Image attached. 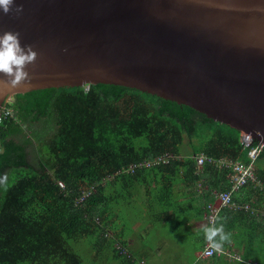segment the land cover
<instances>
[{"label": "trees", "instance_id": "1", "mask_svg": "<svg viewBox=\"0 0 264 264\" xmlns=\"http://www.w3.org/2000/svg\"><path fill=\"white\" fill-rule=\"evenodd\" d=\"M13 99L6 105L14 114L0 123V264H83L76 245L85 240L91 264L102 259L144 264L142 258L133 259L135 253L109 224L115 206L127 202L134 189L145 188L157 222L176 221L181 213L169 208L175 206L178 182L186 189L204 185L198 194L204 206L213 191L230 188L229 169L208 163L198 169L194 155L249 161L239 129L188 104L134 88L51 87ZM183 146L191 150L183 152ZM166 153L174 159L128 169ZM255 165L262 188L245 186L234 198L246 196L244 202L254 199L251 206L264 209V150ZM123 195L127 198L121 200ZM189 205L194 208L190 198ZM196 209L199 218L208 213ZM245 212L222 209L216 224L229 213L247 219Z\"/></svg>", "mask_w": 264, "mask_h": 264}, {"label": "water", "instance_id": "2", "mask_svg": "<svg viewBox=\"0 0 264 264\" xmlns=\"http://www.w3.org/2000/svg\"><path fill=\"white\" fill-rule=\"evenodd\" d=\"M0 35L38 53L30 86L115 85L185 103L264 142V0H15ZM0 74V80H7Z\"/></svg>", "mask_w": 264, "mask_h": 264}, {"label": "crops", "instance_id": "3", "mask_svg": "<svg viewBox=\"0 0 264 264\" xmlns=\"http://www.w3.org/2000/svg\"><path fill=\"white\" fill-rule=\"evenodd\" d=\"M175 186V189H173V200L175 201V206H172L169 209L173 211L179 210V212H182V210L190 211V214L187 215L188 219L185 220L184 223L178 224V226L184 225L183 229L194 232L195 234L190 235H194L196 238V242L199 243L196 250H194V260L191 264H260V262L261 264H264V254H256L259 248L258 246H263L264 244V209H254L253 206H251V202L253 204L254 199L250 200L251 202H244L243 200L246 198V196H243L242 198H240V201L237 200L238 202H241V204L250 206V209L245 212L250 214V217H248L247 219L243 217H237L234 214L229 213L227 217L222 218L221 222H219L223 223L225 232L231 234V242L226 243L223 246V249L228 251L231 254V257L228 258L226 256H213L209 258H203L200 256V253L207 242L204 240V237H202V228L208 226L205 219V208L207 209L208 205L213 204V202L215 201V197H213V199L209 201L208 205L204 206L201 202V199H199L198 194L201 193V190L206 187H204V185H202L200 182L197 183L195 189H186L180 182H178V184ZM152 187H156V185L153 184ZM138 189L139 190L134 189L132 191V197L127 202H123L125 206L130 208L127 210V213L130 215L133 212L132 200L134 197L138 196L139 206L148 207L147 209L141 210V213L143 215L147 213H157L156 207L151 205L152 197L149 190L145 188L143 190L141 188ZM138 192H140V195H138ZM214 192L215 191H213V196ZM243 193L245 194V192ZM189 198L191 199V204L194 205V208L189 205ZM121 205L115 206L113 208V215L109 220V224L114 228L117 237L120 238L121 241L126 243L127 247L131 248V250L133 251L132 252L130 250L131 253H135L133 259L142 258L144 259V264H148L147 260H145L147 259L145 258V256L151 253L152 248L150 246H141L142 248L137 247L136 241L141 240L144 237L149 238L151 236H154L156 234V225L153 222L140 225L139 223L133 221V219L130 220V222L127 221V225H117L114 220L118 219L117 212L119 211V206ZM196 208H203L205 210L201 218L196 216ZM221 211L222 209L217 214L213 224H216V219ZM231 212L238 213L235 211ZM154 221L157 222V217L155 215ZM158 223L162 226H166L167 224L172 222L158 221ZM179 228H181V226H179ZM137 229L140 230L138 233ZM249 245L250 247L252 246V248L250 253H247L246 251Z\"/></svg>", "mask_w": 264, "mask_h": 264}, {"label": "built area", "instance_id": "4", "mask_svg": "<svg viewBox=\"0 0 264 264\" xmlns=\"http://www.w3.org/2000/svg\"><path fill=\"white\" fill-rule=\"evenodd\" d=\"M83 87L84 90H88L89 84H85L83 85ZM8 114L13 115L14 109L12 106H7L5 104L0 109V123H2L3 119ZM240 142L243 148L248 150V162L230 157L207 156L203 153H199L193 156L195 158L196 166L198 169H200L204 163H208L218 168H226L230 170L227 175L228 183L230 185L229 190L215 191V201L213 202V204L207 206L208 213L205 215V219L208 225L214 223V220L221 209L227 208L235 212L248 211L250 209L249 205L241 204V202H238L234 198L235 192L249 185H253L259 189L262 188V181L256 174L255 161L259 157L260 153L264 150V142L255 140L252 137V134L243 129L240 130ZM170 158H174V155L166 153L152 159L144 160L142 162L132 163L128 166V169L129 171H132L134 168L138 167H151L160 163H166L170 160ZM57 182L61 187H65V184L62 181ZM83 197L84 192L83 196L77 200L81 201ZM117 247L119 248L120 246L117 245ZM200 256L203 258H209L213 256L231 257V254L224 249H222L221 252L216 253L212 251L209 244L206 243L200 253Z\"/></svg>", "mask_w": 264, "mask_h": 264}, {"label": "rangeland", "instance_id": "5", "mask_svg": "<svg viewBox=\"0 0 264 264\" xmlns=\"http://www.w3.org/2000/svg\"><path fill=\"white\" fill-rule=\"evenodd\" d=\"M12 100H14L13 96L9 97L7 101L12 102ZM182 149L183 152L191 150L189 147L187 148L185 146H183ZM237 192L234 193V196ZM138 195H140V192H138ZM126 198L127 196H124L121 200ZM119 207V211L117 212L118 219L114 220L117 225H127V221L130 222L132 219L140 225L147 224L149 222H153L156 225V234L154 236L149 238L144 237L143 239L136 241L137 247L150 246L152 248L151 253L145 256V258H147L145 260H147L148 264H191L193 262L194 250H196L199 243L196 242L195 236L190 234L195 233L190 230L183 229L184 225H179L181 228L178 226V224L184 223V221L188 219L187 215L190 213L189 210H184L183 213L180 212L181 214L178 220L169 223L166 226H162L158 222L154 221V213H147L145 215L141 213L142 209H147L148 207L139 206V196L134 197L132 200V215L127 213V210L130 208L125 206L123 201L122 205ZM185 212H187V214ZM139 231L140 230L137 229V233ZM89 246L90 243L88 240L83 241L80 245H76L77 250L82 254L83 264H91V257H89L88 250ZM258 247L259 248L256 254H261L264 250V245H259ZM262 254H264V252ZM103 261L104 260L102 259L100 264H102ZM104 263L118 264L113 260L109 263L104 261Z\"/></svg>", "mask_w": 264, "mask_h": 264}, {"label": "clouds", "instance_id": "6", "mask_svg": "<svg viewBox=\"0 0 264 264\" xmlns=\"http://www.w3.org/2000/svg\"><path fill=\"white\" fill-rule=\"evenodd\" d=\"M0 11L4 15L15 13L17 16L24 11L23 5H16L15 0H0ZM38 53L31 45L22 47L19 32H4L0 35V74L8 79L0 80L2 88L30 86L31 77L25 68L34 64ZM204 240L212 251L219 253L226 243L231 242V234L226 233L223 223L210 224L202 228Z\"/></svg>", "mask_w": 264, "mask_h": 264}]
</instances>
